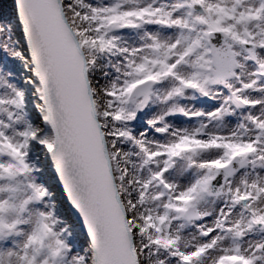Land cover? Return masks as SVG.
<instances>
[{"label": "snow or ice", "instance_id": "obj_1", "mask_svg": "<svg viewBox=\"0 0 264 264\" xmlns=\"http://www.w3.org/2000/svg\"><path fill=\"white\" fill-rule=\"evenodd\" d=\"M0 264H264V0H0Z\"/></svg>", "mask_w": 264, "mask_h": 264}]
</instances>
